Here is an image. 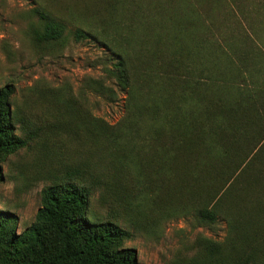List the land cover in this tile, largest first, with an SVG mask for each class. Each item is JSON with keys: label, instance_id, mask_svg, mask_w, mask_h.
I'll return each mask as SVG.
<instances>
[{"label": "trees", "instance_id": "1", "mask_svg": "<svg viewBox=\"0 0 264 264\" xmlns=\"http://www.w3.org/2000/svg\"><path fill=\"white\" fill-rule=\"evenodd\" d=\"M125 1L93 0L90 11L68 0L63 18L77 26V41L96 38L121 54L110 74L130 94L129 123L156 149L152 181L192 186L206 220L215 221L214 208L222 213L232 249L245 252L237 264L263 259L264 0ZM33 14L37 43L66 38L62 18L41 6ZM137 40L151 48L135 59L123 42ZM14 94L13 85L0 88V183L3 163L26 145L11 116ZM41 199L21 234L16 216L0 209V264H139L125 246L129 231L89 219L84 187L54 185Z\"/></svg>", "mask_w": 264, "mask_h": 264}, {"label": "rangeland", "instance_id": "2", "mask_svg": "<svg viewBox=\"0 0 264 264\" xmlns=\"http://www.w3.org/2000/svg\"><path fill=\"white\" fill-rule=\"evenodd\" d=\"M69 1L93 9V0ZM64 3L0 0V88L15 87L11 116L26 143L2 165L0 209L16 216L21 234L35 223L45 189L74 182L90 195L91 221H112L132 234L125 246L137 252V263L237 264L245 252L232 249L222 213L214 208L215 221L206 220L192 186L152 181L156 149L129 123L130 94L110 74L121 54L96 38L77 41ZM38 6L65 21L64 40L36 42ZM135 42H123L133 44L135 59L151 48ZM262 261L264 255L251 264Z\"/></svg>", "mask_w": 264, "mask_h": 264}]
</instances>
